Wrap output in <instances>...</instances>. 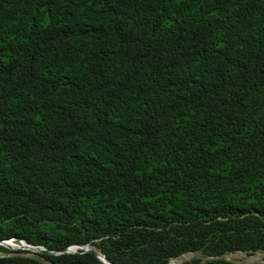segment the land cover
Returning a JSON list of instances; mask_svg holds the SVG:
<instances>
[{
    "label": "trees",
    "instance_id": "1",
    "mask_svg": "<svg viewBox=\"0 0 264 264\" xmlns=\"http://www.w3.org/2000/svg\"><path fill=\"white\" fill-rule=\"evenodd\" d=\"M6 240L51 253L0 264L264 253V0H0Z\"/></svg>",
    "mask_w": 264,
    "mask_h": 264
},
{
    "label": "rangeland",
    "instance_id": "2",
    "mask_svg": "<svg viewBox=\"0 0 264 264\" xmlns=\"http://www.w3.org/2000/svg\"><path fill=\"white\" fill-rule=\"evenodd\" d=\"M12 243V242H11ZM14 244V243H12ZM0 247L9 251H20L24 255L30 257H37L35 253L24 251V250H17V249H10L0 244ZM8 253L4 250H0V256H5ZM223 260L235 263V264H252V263H263L264 264V253L262 252H255V253H244V252H234L228 253L221 257ZM209 258L203 256L201 253H188L182 255L177 260L173 261L176 264H206Z\"/></svg>",
    "mask_w": 264,
    "mask_h": 264
},
{
    "label": "built area",
    "instance_id": "3",
    "mask_svg": "<svg viewBox=\"0 0 264 264\" xmlns=\"http://www.w3.org/2000/svg\"><path fill=\"white\" fill-rule=\"evenodd\" d=\"M6 241H10L12 243H14L15 245L19 246L15 249L17 250H24V251H28V252H32V253H35V254H38V253H43L45 251V249L41 246H33V245H30L22 240L20 241H16V240H6ZM4 241H2L0 244H2ZM11 249V248H10ZM89 248L87 246H71V247H68L67 249H65V253L66 254H74V253H79V251H88Z\"/></svg>",
    "mask_w": 264,
    "mask_h": 264
},
{
    "label": "water",
    "instance_id": "4",
    "mask_svg": "<svg viewBox=\"0 0 264 264\" xmlns=\"http://www.w3.org/2000/svg\"><path fill=\"white\" fill-rule=\"evenodd\" d=\"M2 241H0V243H1ZM66 251L65 250H62V251H58V252H56L55 254H63V253H65ZM43 253H51V252H47L46 250L43 252ZM96 256H97V258L102 262V264L103 263H106V264H111V263H109L103 256H101V255H99V254H97L96 253ZM172 262H168V263H165V264H171Z\"/></svg>",
    "mask_w": 264,
    "mask_h": 264
},
{
    "label": "bare ground",
    "instance_id": "5",
    "mask_svg": "<svg viewBox=\"0 0 264 264\" xmlns=\"http://www.w3.org/2000/svg\"><path fill=\"white\" fill-rule=\"evenodd\" d=\"M1 245L8 247V248H11V249L19 247L15 244H12L10 241H4ZM103 264H106V263H103ZM171 264H176V262H172Z\"/></svg>",
    "mask_w": 264,
    "mask_h": 264
}]
</instances>
